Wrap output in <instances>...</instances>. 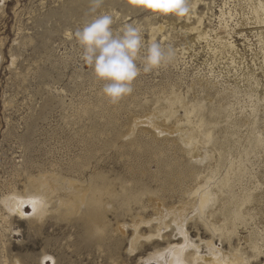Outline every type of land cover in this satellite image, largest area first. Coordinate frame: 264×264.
<instances>
[{"label":"rangeland","instance_id":"374dc122","mask_svg":"<svg viewBox=\"0 0 264 264\" xmlns=\"http://www.w3.org/2000/svg\"><path fill=\"white\" fill-rule=\"evenodd\" d=\"M248 4L247 0L198 2L195 12L203 16L202 27L208 36L197 39L195 31L188 28L195 21L193 9L189 20L186 17L157 19L131 6L128 0H103L96 12L90 11L91 0H0V264L172 262L162 257L154 258V254L174 250L175 244L180 245L183 239L171 235L172 224L161 229L160 235H154L159 221L154 219L157 211L149 204L148 193L139 196L143 207L132 205L133 214L139 212L144 220H152L138 225L141 236L134 243L131 241L135 230L133 221L130 216L117 219L115 210L106 208L110 231L104 241H98L77 214L65 218L51 211L37 219L33 217L31 206L25 203L23 214L9 215L2 198L13 191L24 194L29 174L49 171L81 181L96 173L111 180L121 177L134 191L132 193L137 195L143 185L148 186L168 206L185 199L183 190L196 185L195 182L215 168L222 148L228 153L223 137L232 124L226 122L225 116H220L218 124L208 125L217 142L203 145L201 148L207 151L208 157L195 160L171 133L175 122L184 123L181 107L176 108L175 116L163 123L167 125H143L136 119H143L153 109L162 107V97L173 90L186 96V100L198 99L205 104L207 109L203 114L207 117L212 105L233 103L234 106L227 110L229 122L234 118H246L250 112L249 99L243 93L237 98L228 95L223 98L225 96L214 93L241 87L242 74L249 71L260 78L261 89L258 87V90L261 92L264 88V39L257 35L264 27L254 22ZM220 10L226 12L223 16L226 19L218 17ZM228 12H232L230 16ZM103 13L113 16V28L117 32L131 24L141 29L145 44L155 38L162 47H171L175 53L166 66L148 73L141 71L133 83L132 94L117 104L110 103L102 95L103 82L96 80L92 68L82 60V50L75 38L78 29ZM222 22L230 31L234 30L229 39L235 44L237 53L222 56L216 53L218 56H214L216 34L225 35L220 29ZM210 46L214 48L210 50ZM141 55H144L143 50ZM230 58L235 61L234 65L230 64ZM139 63L142 67V61ZM207 81L210 84L207 85ZM263 106L258 108L255 125L264 135ZM247 128L241 125L234 134L241 143L235 151L229 152V160L246 148ZM248 157L244 160L247 175L244 173L241 181L238 178L235 186L237 189L248 187L257 193L254 187L258 180L260 189H264L261 187L264 186V161L260 155L251 153ZM227 167L228 163L223 164L219 174H224ZM183 175L186 178L182 179ZM249 205L254 208L245 207L250 209L252 222L255 221H250L247 229L240 227V236H247V230L257 223L264 227V204L252 202ZM117 225H121L118 230ZM185 229L194 241L198 237H210L199 219L188 220ZM213 242L228 249L227 241L217 236ZM237 243V238H233L232 245ZM193 261L190 259L188 264H195ZM263 261L262 256L259 260L253 259L252 264Z\"/></svg>","mask_w":264,"mask_h":264},{"label":"bare ground","instance_id":"6f19581e","mask_svg":"<svg viewBox=\"0 0 264 264\" xmlns=\"http://www.w3.org/2000/svg\"><path fill=\"white\" fill-rule=\"evenodd\" d=\"M200 1L202 0L190 1L195 21L193 24L191 23L188 28L191 31H195L197 39H207V31L202 27L203 16L197 15L195 12V6ZM247 1L251 8L252 17L255 19L254 22L264 27V0ZM231 13L232 12H228L227 15L230 16ZM225 14L226 12L220 10V16L218 17H223ZM186 19L189 20L190 16H187ZM223 19L226 18L223 17ZM221 25H223V27L220 28L222 29L221 33L225 35L216 34L215 41L217 42V46L214 45L215 48L210 46V50L211 48L216 49L214 51V56L217 54L222 56L224 53L230 54L237 49L233 41L229 39L231 32L234 31L233 28L230 31V27L228 28L226 23ZM159 28L161 27L159 26ZM257 35L260 39H264V28L257 32ZM206 45L208 46V42ZM235 53L237 52L235 51ZM233 55L234 54H232V56ZM234 63L235 61L231 59L230 64L234 65ZM249 72L242 74L243 77L241 81L244 80V83L241 87H229L230 89L227 88L229 89L228 92L220 93L223 91L220 90L214 93L215 95L225 96L223 98H226L227 95L234 98L238 96L242 97L241 93H243L244 97L246 96L249 99V101H247L249 102L250 112H248V115L244 114L246 118H234L233 122H231L233 119L229 122L228 118H230V113H228L229 111L227 110L234 106L233 103L226 104L228 106L225 104L223 105V103L216 107L212 105L209 107V111H207L209 112L207 117V115L205 116V114H203L204 110L207 109L205 108V104L203 105L198 99L197 101L186 100V96L183 95V97L182 94H176L173 90L169 92V95L162 97L164 103L162 107L153 109L152 113L147 114L143 119H136L138 124L143 125H167L163 123L170 117L175 116L176 108L181 107L184 111V123L179 121L175 122L176 127L171 133L177 136L180 144L184 146V150L195 160L208 157L207 151L205 152L201 148L203 145L205 146L206 144H214L217 142L215 137H213L214 133L212 134L211 128H209L208 125L218 124L217 119L220 116H225L227 118L226 122L232 124V128L227 129L229 131L227 135L224 133L225 137H223L224 142L226 141V145H224L227 147L226 151L228 150V153L224 152L222 148V152L218 154V161L215 168L210 170L206 175L204 174L205 176L203 175L202 180L195 182L196 185L183 190L186 197L185 199H179L176 204L166 205L156 192L144 185L142 186V190L136 195L132 193L134 191L131 190L121 177L111 180L101 173H96L91 174L87 180L81 181L76 178L61 176L55 172L43 171L34 175H26L27 182L24 194L13 191L11 195L4 196L2 198L4 207L9 215L15 212L23 214L22 206L28 203L32 208L33 217L37 219L42 218L46 213L51 211H55L61 217L64 216L65 218L77 214L78 217L84 219V223L87 227L89 226L90 234H95L98 241H104L106 239L105 236H107L106 234L110 231L106 214L108 211L106 208H109L110 211L115 210L116 215L114 212L112 213L117 219L118 216L120 219L121 217L124 219L125 216H130L135 226V230L131 237V241L134 243L138 237L141 236L138 232V225L142 222H150L152 220H144L139 216V212L133 214L132 205L134 203L138 204L140 206L139 208L143 207L142 199H140L139 196L148 193L149 204L152 206L153 210L157 211V213L155 212L156 216L154 219L159 221V226L156 227L154 235H160L161 229L169 228L172 224L174 227L171 235H177L183 239L180 245L177 246V244H175L176 247H174V250L170 249L165 252L161 251L158 254L155 253L154 258L162 257L169 262L171 260L172 262L170 264H188L190 259L194 260L193 262L195 264H252L253 259L259 260V257H264V227L262 228L259 223H254L255 225L247 230V236H240L239 228L244 227L247 229L249 226L248 224L251 223L253 219L252 215L250 216V209H247L245 206L249 207V204L252 202H256L257 205L264 204V189H260L261 184L258 182L259 180L257 184L255 183L256 185L254 187V191H257V193H254L250 188L247 189L248 187H239L240 189L238 188V190L235 186V184L237 185L236 182L238 178L240 180L244 173L247 172L245 169V164L247 162L244 164V160L248 159L251 153L254 154V156L260 155L263 157L264 161V135L258 129L259 126L257 128V125H255L256 121H258V108L264 105V88L261 92L258 90V87L261 86L259 83L260 78L258 79L254 73ZM214 79L216 80V78ZM234 82L236 83V81ZM208 83L207 81V85ZM211 84L212 86L214 85L213 82H211ZM216 88L218 89V87ZM259 89L261 88L259 87ZM236 104L238 105V103ZM183 119H181V121ZM241 125L248 127L246 135L248 144L246 148L242 149L243 152L240 151L238 153L235 159L231 160L232 157L229 160V152L235 151L237 146H240L241 140H236L234 134L238 133L236 131ZM227 126L229 127V125ZM155 133L160 134L158 131ZM219 143L221 142L219 141ZM202 152H204L203 155ZM225 163H228L225 173L219 174L221 166ZM245 174L247 175V173ZM181 178H186V175H183ZM98 180L100 181L97 182ZM246 182L248 181H245V183ZM251 182L253 181L251 180ZM261 187L263 188L264 186ZM156 199L159 201H156ZM188 210H190V212H188ZM190 219L201 220L204 227L210 233V237L206 239L198 237L197 241L191 240L188 236V231L185 229V224ZM120 226L121 225H117L116 230H118ZM215 236L220 240L227 241L228 249H223L222 246H216L213 242ZM235 237L238 240L236 246L232 245V240ZM202 247L204 250H200ZM262 264H264V261Z\"/></svg>","mask_w":264,"mask_h":264},{"label":"clouds","instance_id":"9594fccd","mask_svg":"<svg viewBox=\"0 0 264 264\" xmlns=\"http://www.w3.org/2000/svg\"><path fill=\"white\" fill-rule=\"evenodd\" d=\"M102 3L103 0H91L90 11L96 12ZM128 3L157 19H182L192 12L189 0H128ZM113 24L111 14L96 15L75 32V38L82 50V60L92 68L96 80L103 82L102 95L117 104L132 94L133 83L141 71L148 73L166 66L175 53L171 47H162L155 38L145 44L139 27L127 24L117 32Z\"/></svg>","mask_w":264,"mask_h":264}]
</instances>
